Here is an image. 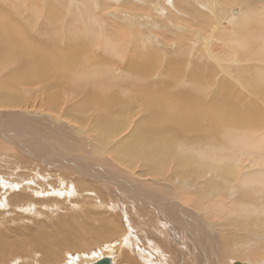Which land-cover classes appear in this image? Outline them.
Wrapping results in <instances>:
<instances>
[{
    "label": "rangeland",
    "instance_id": "rangeland-1",
    "mask_svg": "<svg viewBox=\"0 0 264 264\" xmlns=\"http://www.w3.org/2000/svg\"><path fill=\"white\" fill-rule=\"evenodd\" d=\"M63 1L0 0V22L10 23L15 29L13 30L14 36L24 38L25 34H28L29 40L25 39V41L27 43L30 42L29 44L34 43L32 40L40 39L44 42L46 39L52 45L49 49L53 50L55 48L56 54L58 52L61 55H65L68 49L65 50L63 48L67 47L68 40L75 39V49L72 53L80 58H83V55L89 56H84L80 64L88 68L92 64L94 65L93 67L99 66L97 67L98 70H103L105 75L101 76L102 81L108 78L111 84L108 98L114 96V94L124 95L121 98V101H124V105L117 107L104 106L99 102L95 103L93 97L90 95H88L87 99L83 98L84 95H81L80 91L86 88V84H81L80 87L74 84H67L68 86L61 84L60 88H57L56 84L59 78L63 81H68V72H66L67 74L65 72H55L54 76L56 78L50 76L48 81L44 83H34V85L19 83L16 87L12 86L13 88L11 87L10 89L7 86L5 91L1 90L0 85V114H15L16 112L31 114L33 112L32 116L24 117L18 115V127L24 133L21 136L25 137L20 142L28 141L24 142L27 146H37L38 151L35 152L39 153L30 155L27 152H22L16 149L15 146L10 145L8 140L0 138L2 140L0 141V155L6 158V162H11L15 165V170L18 173L31 174L36 172V174H33L36 177L43 175L38 180H45L46 192H49L51 189H62L61 185L63 183L60 182V177L63 178V181L67 182L70 188L73 185V189L67 193L68 199L53 196L54 194L46 195L45 197H49L52 200L56 199L50 203V205H53L57 201L55 203L56 206L54 205L50 208L41 207L38 211L40 215H32L23 210L21 213H11L1 216L4 225H0V235L3 240L12 245L14 242L12 243L11 240L13 241L14 237L18 238L19 235L27 237L30 241L34 239L39 240L41 238V231L47 232L46 234L49 233L48 235L53 234L52 236H57L56 242L65 238L60 249L55 243L46 247L49 248V253H46V248L35 250L29 246H26L25 254L23 255H10V252L6 253L5 255L8 256H6L4 264H68L71 260H74L75 264H89L91 261H96L98 258L107 256H112L113 264H201L199 262L201 261V257L197 239H195L198 235L205 255L216 256L217 262L214 260L212 264H231L230 262L234 260L246 264H264V241L260 238L262 235L264 236V184L251 185L252 188L250 190L242 189L234 192L233 188L230 189L228 187L229 181L223 183L218 180L222 187L221 192L219 195L217 194L218 192L212 193V195L217 194L213 196L209 194V197H211L207 202L201 198V195L206 193L196 191V189H203L206 184L210 188L209 192L214 185V187H217L218 184L215 183L213 175H216L218 165L223 164L226 167L227 164L225 163H229L226 157L230 156H232V160L236 158L238 162L235 163L233 160V163L229 164L232 167L233 173L231 180L235 182L232 184L234 187L239 188V181L241 182L243 176L257 175L255 168L259 165H252V162L255 163V158L259 157L257 149L255 152V148L253 149L251 145L252 148L250 146L249 148H243L252 149L254 152L247 149L245 151L243 149L240 150V148L236 147H226L225 149L219 143L217 144L215 139L212 141L207 139L210 135L209 131H211L207 125L205 127L202 126L203 128L198 127L197 123L192 120L189 123H193L191 124L193 130H190L191 132L182 130L183 127L176 126L174 122V125H172V132L174 134H168L170 139L166 135L167 130H164V128L160 130L161 125L159 123V127H156L155 131L159 128L158 132L161 133L157 136L160 140L156 135L152 134L153 137L151 135L150 139L144 142L149 143L148 146H150V149H146L148 155L144 157V160L137 159L140 156L133 158V154L131 157L128 156V159L126 157L122 158L125 156L124 152H121L122 157L119 151L114 152L124 143V140L126 143L130 140L129 136L133 135V132L135 133L134 135L138 134L139 131H136L138 129L135 127L139 120L143 116H146V113L143 114L145 106H143L140 97L131 92L132 85L139 87L143 81L142 79H136L139 75L147 77V82L156 81V84L153 86L155 89L150 90L153 97L159 95L162 99L167 94L168 100L172 94L177 97H180L181 94L180 98L184 95L187 98L194 95L196 97V105L199 108L202 106V109L211 112L213 111L212 107H214L215 112L217 111L218 114L224 111L225 117L223 119L231 116L230 118L237 120L245 117L244 121L247 123L257 121V123H253L255 126L251 124V130L253 132L260 129L264 130V121L261 120V116L264 114V78H262L264 70L259 69L261 66H258L260 62L264 66V61L256 59L258 57L252 58L253 60H247L244 56L247 53L249 44H245L246 48H243L242 45L238 48L234 40L236 38L235 34L240 38H244L240 35L239 29L234 31V26H238L245 21L247 22L246 19L244 21L242 20L243 18L239 19L243 13L249 11L248 7L243 5L245 0H235L236 3H228L226 5L223 0H66L65 3ZM200 1L202 3L207 2L206 5L209 7L218 8H215L213 12H207L202 8L203 6L200 7L202 4L198 6ZM69 3L72 4L70 5ZM263 4V2L258 4L261 5L258 12H263L261 10L264 9ZM235 10L240 11L239 16L237 11L233 14ZM220 11L222 13H219ZM252 13L248 14L251 15ZM76 15L78 18H76ZM215 16L217 19H214ZM257 16L248 19L251 22V27L244 30L246 32L245 36L247 33L252 35H250L251 37L246 36L244 38L246 41L253 40L254 35L262 36L264 39V13H260ZM261 16H263L262 20L260 19ZM223 33L226 34L227 39ZM228 38H232L233 40L230 41ZM37 43L39 44V42ZM63 50H65L64 53ZM1 66L0 81L7 80L13 76V73L22 72L24 69L23 63L20 60ZM126 71L132 77L135 75V78L132 79L129 75H126ZM9 75L10 77H8ZM122 79L126 80V86ZM129 86L130 89H128ZM146 86L151 88L150 84ZM9 99L10 101L15 100L18 102L17 107L5 101ZM50 100L52 103L49 102ZM174 100H177L176 103L180 100V105L187 109V111L190 110L183 105L181 99L178 100L177 98ZM202 109L201 111L204 112ZM98 110L102 112L100 111V113ZM249 111L251 116L248 115ZM34 112L41 115H51L56 117L57 120L62 119L66 124L71 123L69 125L74 127L78 133V137L80 136V141L73 143V139L70 138L71 135L68 136L69 134L66 130L61 131L59 126L55 127V124H52L51 127L53 128H51V124L47 120L45 123L40 122V119L33 120ZM211 113L213 114L214 112ZM256 113L258 116H255L257 115ZM205 114L208 116L207 113ZM155 120H157V116L144 122H155ZM0 121V124L4 125L6 129L10 128V120H7V117L2 116V120ZM101 122H106L109 128V125H111V128H119L118 131L120 133L116 137H109L108 140L105 139L104 131L105 133L107 132L106 129H103L105 125L101 126ZM256 127L258 130L255 129ZM215 129L219 136L221 134L219 131L222 130V127L216 126ZM108 131H112V129H108ZM244 131L250 132L248 133L249 135L253 134L252 131L246 128ZM148 133L150 134L151 132L149 131ZM119 136L120 138H117ZM52 139L55 140L52 141ZM151 139L168 143L167 147L169 148L166 151L168 155H165L164 151L161 153V148L152 145L155 141ZM14 140L19 141V138L14 137ZM56 140L57 142H55ZM262 140H264V137ZM132 141L131 143L134 144V138ZM53 143L61 147V149H65L64 151L67 150L72 155L79 156H76V158H79L76 166L80 169V175H76V170L72 166L74 163L71 164L73 160L67 157L68 154L63 153L66 158L54 156L55 158L52 161L42 159L47 158L49 156L47 154H51V151L49 152L42 147L51 146ZM188 146L190 151L188 150ZM75 147H78V151L74 149ZM182 147L183 151L180 149ZM193 148H200V150ZM151 152H157L159 157L156 156L154 159H148ZM181 152L185 155H188V153L193 155L190 159L196 166V170L187 167L188 164L186 167L176 164L174 154L178 155ZM194 153L197 154L194 155ZM252 153L256 155L253 156ZM245 154L247 157L244 156ZM239 163L242 164L239 165ZM25 166H30V168L25 169ZM5 170L7 171L6 168ZM1 171H4V169L0 167ZM6 171L0 174L2 176L8 175ZM191 172L194 173L192 174ZM52 174H56L54 178L51 176ZM11 178L16 181L27 180L18 175H13ZM238 178H240L239 181ZM115 181L122 182V185ZM75 185H77V188ZM154 186H158L159 190ZM41 189L43 190L44 188ZM129 192L131 193L130 195ZM42 196H35V198L41 199ZM79 198L80 200L76 202ZM24 199L31 202L26 198ZM164 199H167V202ZM168 199L172 200L168 201ZM173 199L175 200L173 201ZM242 199L255 203L253 204L255 205L254 211H257L255 215L247 216L248 219H251V223L249 222L246 225L244 224L247 218L242 223L240 220H237L240 216L236 215V212L233 211V203ZM216 203L218 205L223 203V205L216 208ZM57 204H61V206H57ZM246 204L248 207V203ZM170 209L175 212L174 216L167 214ZM189 217L192 219H189ZM64 218H67V220H64ZM68 218L72 220L69 221ZM185 220L190 225H184ZM58 222L61 223V228H66L64 231L55 228ZM73 222L78 223L80 231L84 229L83 234H85V230L87 231V229L88 231L94 229L91 231L92 234L86 235V241L80 238V233L73 230L75 226ZM60 230L64 233L59 234ZM254 230H256L255 233ZM112 231L114 232L112 233ZM225 233H231V237L235 234V237L230 239L231 242H229L226 251L223 250L226 243L221 238V235ZM60 235L64 236L61 237ZM257 236L260 239H256ZM126 237L130 241L128 247H126L127 243H123V238L126 239ZM239 238H247L250 240V243L253 241L254 243H258L252 248L253 250L248 251L249 254L245 251L246 249L242 248L236 251L237 249L234 250L232 245H234L233 241L237 243V239ZM247 239H245V243H249ZM3 240H0V242ZM89 240L91 243H89ZM85 243L88 244L85 245ZM66 244L71 249L76 247L79 250L74 249L70 251L66 248ZM236 245H234L235 248ZM105 246L108 248L106 249ZM90 254L97 256L94 255L93 260L85 262L82 256ZM214 256H210V260L215 258Z\"/></svg>",
    "mask_w": 264,
    "mask_h": 264
},
{
    "label": "bare ground",
    "instance_id": "bare-ground-1",
    "mask_svg": "<svg viewBox=\"0 0 264 264\" xmlns=\"http://www.w3.org/2000/svg\"><path fill=\"white\" fill-rule=\"evenodd\" d=\"M204 1V0H203ZM238 1V0H237ZM64 3L66 2V0L63 1ZM196 2H199V1H196ZM195 2V3H196ZM223 2L226 4L228 3H236L235 0H223ZM260 2H263L264 3V0H245L244 4L246 7H248L249 11H247L246 13H243L242 17H241V13H240V17L239 19H242L244 21V19L247 20V22L245 23H242V24H239L238 26H234V31H236L237 29L240 30V35H242V37H246V36H250L252 34H248L245 36V31L244 30H247V28L251 27L250 24L251 22H249L248 19H252L253 17H258L257 15L260 14V13H264V9H261L263 12H258L260 11V7L261 5H258ZM68 3V2H67ZM70 4V3H69ZM72 4V3H71ZM70 4V5H71ZM197 4V3H196ZM202 4V5H201ZM207 2H201L198 3V6L202 7L205 11L207 12H213V10L218 7H213V6H208L206 5ZM80 5V4H79ZM219 5V4H217ZM68 7V5H66ZM264 6V4H263ZM74 7V6H73ZM72 7V8H73ZM222 7V6H221ZM230 7V6H229ZM201 8V9H202ZM257 8V9H256ZM70 9V8H69ZM68 9V10H69ZM75 9V8H74ZM238 9V8H237ZM245 9V8H244ZM221 10V9H220ZM227 10V9H226ZM233 10V9H232ZM77 11V9H76ZM216 11V10H215ZM237 10H235V13H236ZM245 11V10H243ZM78 12V11H77ZM239 12L240 11H237L238 13V16H239ZM250 12H253L251 15L248 14ZM215 13V12H214ZM218 13V12H217ZM219 13H222L221 11ZM74 14V13H73ZM76 14V13H75ZM1 15V13H0ZM78 15V14H77ZM76 15V18H78V16ZM215 15V14H214ZM71 16V14H70ZM219 16V15H218ZM216 18V16L214 17V19ZM263 16H261V20H262ZM217 19V18H216ZM259 19V18H258ZM77 21V20H76ZM215 21V20H214ZM156 23V22H155ZM240 23V22H239ZM233 24V22H232ZM7 22H0V66L3 65V64H7V63H15L17 62V60H20L22 63H23V66H24V69L22 70V72H18V73H13L12 77L7 79V80H1L0 81V85H1V90H6L7 86L8 88L10 89L12 86L16 87V85H18L19 83H25V84H28V85H34V83H44L46 81H48V79L50 78V76H53V78H56L54 76V74H56L55 72L57 73H66L68 72L69 74V77H68V81L66 80H61L59 78V80L57 81V88H60L61 84H64L67 85V84H74V85H78L80 87L81 84H86V88L83 90V91H80L81 95L83 94L85 99H87L88 95L92 96L93 99H94V102H99L101 103L102 105L104 106H110V107H117V106H122L124 105V101H121L123 98V96H121L120 94H114V96L108 98L109 96V92L111 91V84L109 83L108 81V78L105 79L104 81H102V77L101 76H105L104 75V71L102 70H98L97 67L99 66H96V67H93L94 65L92 64V66L90 65V67H85L83 66L82 64H80V61L84 59V56H87L89 57L88 55H83V58H80V57H76L72 51L75 49V45H74V41L75 39L73 40H68V43H67V47L66 48H63V49H68L66 50V54L65 55H61L57 52V55L56 54V51L55 48H53V50L49 49L52 45L49 44V42L45 39V41H41L40 39H36V40H32L34 41L33 44H29L30 42H26L25 39L29 40V36L28 34H25L26 36L24 38H20V37H17V36H14L13 34V30H15L13 28V26ZM263 26H264V22H263ZM102 30V28H100ZM253 31V30H252ZM101 32V31H100ZM252 33V32H250ZM255 33V32H254ZM19 34V33H18ZM225 33H223L224 35ZM234 35V34H233ZM238 35V34H237ZM226 36V34H225ZM236 38H234L235 40V43L237 44V47L239 48L241 45L243 48H246V45L245 44H249V48L247 50V53L246 55L244 56L247 60L248 59H252V58H256L258 60H263L264 61V51H263V48H264V39L262 36H253V40L250 39V41H246L244 38H240L239 36H236V34L234 35ZM51 37V36H50ZM239 37V38H237ZM247 37V38H248ZM251 37V36H250ZM74 38V37H73ZM108 38V37H107ZM50 39V38H49ZM48 39V40H49ZM226 39H227V36H226ZM231 40H233L232 38H228ZM43 40V39H42ZM39 42V44L37 42ZM53 42V41H52ZM37 43V44H35ZM82 47V46H81ZM80 47V48H81ZM226 48V47H225ZM62 49V48H60ZM63 50V53L64 51ZM62 51V50H61ZM233 51H235L233 49ZM74 52V51H73ZM236 53V51H235ZM71 55V56H70ZM230 56V55H229ZM239 56V55H238ZM210 57V56H209ZM237 58V56H235ZM212 58V57H211ZM240 58V57H239ZM216 60V59H215ZM253 60V59H252ZM251 60V61H252ZM87 61V60H86ZM91 61V60H90ZM105 61V60H104ZM213 61V59H212ZM250 61V62H251ZM96 62V61H95ZM219 62H222V61H219ZM225 62V61H224ZM229 62V61H228ZM260 62V61H259ZM89 63V61H88ZM100 63V62H99ZM217 63V61H216ZM215 63V64H216ZM248 63V62H247ZM253 63V61H252ZM261 63V62H260ZM258 63V66H261L259 69L261 70H264V66L263 64L261 63ZM12 65V64H11ZM96 65V63H95ZM98 65V64H97ZM103 65V64H102ZM234 65V64H233ZM252 65V64H251ZM254 65V64H253ZM256 65V64H255ZM15 66V64H14ZM129 66V65H128ZM240 66V65H238ZM242 66V65H241ZM2 67V66H1ZM11 67V66H10ZM246 69V68H245ZM3 70V69H2ZM192 70V69H191ZM1 71V70H0ZM213 71V70H212ZM246 71V70H244ZM243 72V71H242ZM260 73H263L262 71H259ZM145 73V72H144ZM148 73V72H147ZM213 73V72H212ZM67 74V73H66ZM126 75H129V73L126 71ZM195 75V74H194ZM135 76V75H134ZM132 77L129 75L130 78L134 79L135 77ZM10 77V75L8 76ZM128 77V76H127ZM221 77V76H220ZM262 78H264V76H262ZM128 79V78H126ZM136 79H142L143 81L141 82V85H139V87H136L134 85H132V90L131 92L133 94H136L140 97V100L143 102V106L144 107V113H146V116H143L139 122L137 123L136 127L138 130L136 131H139L138 134L134 135L135 133L133 132V135L131 134L129 136V139L132 141L133 138L135 140V143H131L130 140H128V142L126 143V141L124 140V143L121 144V146L119 148H117L116 151L114 152H117L119 151V153L121 154V152H124L125 153V156L122 157V154L120 155L122 158H127L128 156H132L133 154V158H137L138 156H140V158H137V159H143L144 160V157H146L148 155V153H146V149L149 148L150 146H148L149 143H144L145 141H148L150 139V136L152 134L154 135H160L161 132H158V129L157 128V131H155L156 127H159V123L161 125V128H164V130H167L166 132V135L167 137L169 138L170 136H168V134H174L172 131V125H174V122H175V125L177 126H181L183 127L182 130H186V131H189L191 132L190 130H192V125L193 123L189 124L192 120H194V122L197 123L198 127H205L206 125L209 127V129L211 131L210 132V135L207 137L208 140L212 141L213 139H215V141L217 142V144L219 143V145L223 146L225 149L226 147H236V148H240L243 149L244 151L247 149L248 151H253L252 149H248L249 146L251 145L253 147V149L255 150L256 152V149L258 150L257 153L259 155V157L257 156L255 159V163H253L252 161V165L253 166H256V164H258L259 166H256L255 168V172H257L256 174L257 175H254V176H243V179L241 180V182L239 181L240 178H238V181H239V185L240 186L239 188H236L234 187V185L232 184L234 182V180H231L232 178V167L229 163H233V160H232V156L230 157H226L227 161H229V163H225L226 160H225V165L221 164V165H218L217 166V173L216 175H213V178L215 179V183H217V187H214L212 188V190L209 192V189L208 186L204 185L203 189H196V191L198 192H205L206 194H203L201 195V198L204 199L206 202L208 200H210V197H209V194L212 195V193H217L218 195L220 194L221 192V185L220 183L218 182V180L220 182H228V187L230 189L233 188L234 192H237L238 190H242V189H251V185H259V184H264V166H262L264 164V151H261V150H264V140H262V138L264 137V130L263 129H260L258 130V128L256 127L255 129L258 130L256 132H253L251 130V124L254 125L255 123H257V121L253 122L250 121L249 123H247L246 121H244L245 117L241 120H237V119H233V118H230L227 116V119H223L225 117V113L223 112H219V114L217 113V111L215 112V108L214 107H210V109H212L213 111L211 112H214L213 114L211 112H207L206 110L202 109L200 106V108L204 111L202 112L201 109L196 105V97L193 95V96H189V98H187L185 95L181 97V94H180V97H177L176 95L172 94V96H169V99L167 100V94L166 96L164 95L162 97V99L160 98L159 95L153 97L151 96V91L150 90H154L155 88L153 87L156 83V81L154 82H147V77H143V76H137ZM124 81V84L126 82L125 79H122ZM91 81V82H90ZM192 81V80H191ZM140 82V81H139ZM194 82V81H193ZM221 82V81H220ZM262 83V82H261ZM147 84H150L151 88H148L146 85ZM172 84V83H171ZM194 84V83H193ZM251 84V83H250ZM260 84V83H259ZM89 85H91V87H89ZM189 85V84H188ZM225 85V84H224ZM68 86V85H67ZM126 86V84H125ZM192 86V85H191ZM257 86V84H256ZM194 87V86H193ZM224 87V86H223ZM251 87V86H250ZM249 87V88H250ZM259 87V86H257ZM13 88V87H12ZM63 88V86H62ZM68 88V87H67ZM127 88V87H125ZM165 88V87H164ZM198 88V87H197ZM201 88V87H200ZM252 88H253V85H252ZM263 88V87H262ZM15 89V88H14ZM130 89V86L129 88ZM149 89V90H148ZM195 90V87L193 88ZM254 90V89H253ZM257 90V89H256ZM224 91V90H223ZM222 91V92H223ZM226 91V90H225ZM198 92V91H197ZM229 92V91H227ZM7 93V92H5ZM170 93V92H169ZM216 93V92H215ZM246 93V91H245ZM249 93V92H248ZM157 94V93H156ZM192 94V93H191ZM218 94V93H216ZM55 95V94H54ZM170 95V94H169ZM4 96V95H3ZM9 96V95H8ZM51 96V95H50ZM53 97V96H52ZM246 97V96H245ZM252 97V96H251ZM55 98V97H53ZM181 99V101L183 102V105L186 106L188 109H190L189 111H187V109L183 108L181 105H180V100L178 103H176L177 100H174V99ZM6 99V98H5ZM125 99V98H124ZM238 99V98H237ZM54 100V99H53ZM174 100V102H173ZM5 101H8V103L10 105H14L15 107H17V103L15 100H12L10 101L9 100H5ZM55 101V100H54ZM1 102V101H0ZM51 102V100L49 101ZM259 102V101H258ZM52 103V102H51ZM198 103V102H197ZM229 104V103H228ZM1 105V104H0ZM214 105V104H213ZM245 105V104H244ZM148 108H151V109H148ZM143 109V107H142ZM222 109V108H221ZM251 109V108H250ZM151 110V111H150ZM217 110V109H216ZM220 110V108H219ZM223 110V109H222ZM221 110V111H222ZM6 111V110H5ZM14 111V110H13ZM76 111V110H75ZM99 111V110H98ZM101 111V110H100ZM99 111V112H100ZM106 111V110H105ZM110 111V110H108ZM252 111V110H251ZM102 112V111H101ZM100 112V113H101ZM111 112V111H110ZM109 112V113H110ZM131 112V111H130ZM11 113V112H10ZM27 113V112H26ZM26 113H23V112H16L15 114H9V113H3V114H0V120H2V116L4 117H7V120H10L9 121V124H10V128H7L4 126H2L0 124V138L3 139V140H8L10 143V145L12 146H15L16 149L22 151V152H27L29 153L30 155L36 153V154H39L35 151H38V149L36 148L37 146H27L24 142H28V141H24V142H20V140H23V136L21 135H24V133H22L20 130H19V127H18V119H19V116L18 115H21V116H30L31 114H26ZM207 113L208 116L205 114ZM98 114V112H97ZM124 114V113H123ZM149 114H150V117H149ZM205 114V115H204ZM257 114V113H256ZM262 114V113H261ZM218 117H217V116ZM223 117H222V116ZM228 115V114H227ZM249 116L250 115V111H249ZM17 116V117H16ZM32 116V115H31ZM110 116V115H109ZM112 116V114H111ZM110 116V117H111ZM122 116V115H121ZM124 116V115H123ZM157 116V120H155V122H144L146 120H150L151 118L154 119V117ZM242 116V115H241ZM245 116V115H244ZM255 116H258L255 115ZM264 116V114H263ZM263 116H261V120L264 121V118ZM34 119L33 120H38L40 119V122H46V120L51 124L50 127L52 126V124H55V127H58L60 128L61 131H67V133L69 134L68 136L71 135V139H73V143L76 142V141H80V136L78 137V133L75 131L74 127L70 126L69 124H66L64 121L61 120H57L56 117H53L51 115H41L40 113L37 114V112L35 113L34 112ZM128 117V116H127ZM144 117H147V118H144ZM160 117V118H159ZM37 118V119H35ZM53 118V119H52ZM56 118V119H54ZM219 118V119H217ZM256 118V117H255ZM60 119V118H59ZM99 119V118H98ZM113 119V118H111ZM156 119V118H155ZM28 121H30L29 119H27ZM83 120V119H82ZM97 120V118H96ZM101 120V119H100ZM107 120V119H106ZM220 120V121H219ZM247 120V118H246ZM98 121V120H97ZM1 122V121H0ZM96 122V121H94ZM108 122V121H106ZM106 122H101V126H104L105 127L103 128L104 130L106 129V132L104 131V134L106 137H104L105 139H109V137H116V135H118L120 132L118 131L119 128H111V125L110 128L108 127V124ZM33 123V122H32ZM47 123V124H49ZM8 124V123H7ZM39 124V123H37ZM116 124H119V123H116ZM262 124V123H260ZM259 124V125H260ZM74 125V124H73ZM54 126V125H53ZM216 126H220L222 127V130L219 131L221 132V134L218 136V132L216 131L215 127ZM255 126V125H254ZM258 126V124H257ZM197 127V128H198ZM202 127V128H203ZM43 128V127H41ZM47 128V127H46ZM53 128V127H51ZM102 128V127H101ZM145 128V129H144ZM149 128V129H148ZM176 128V127H174ZM178 128V127H177ZM248 129L250 131L253 132V134H248L250 132H246L244 131V129ZM262 128V127H261ZM96 129V128H95ZM108 129H112V131H108ZM151 132L150 134L148 133L149 131ZM171 129V131H170ZM196 129V128H195ZM254 129V131H255ZM122 130V129H121ZM205 130V129H204ZM54 131V130H53ZM59 131V130H58ZM81 131V130H79ZM155 131V132H154ZM193 131V130H192ZM196 131V130H195ZM202 131V130H201ZM208 131V130H207ZM57 132V131H56ZM84 132V131H83ZM122 132V131H121ZM251 132V133H252ZM58 133V132H57ZM140 133V134H139ZM55 134V133H54ZM53 134V135H54ZM61 134V133H60ZM149 134V135H148ZM165 134V133H164ZM52 135V134H51ZM56 135V134H55ZM18 137L19 138V141H16L14 140V137ZM64 136H66L64 134ZM133 138H132V137ZM138 140H137V138ZM162 136V135H161ZM165 136V135H164ZM163 136V137H164ZM52 137V136H51ZM56 137V136H55ZM127 137V136H126ZM153 137V135H152ZM151 137V138H152ZM158 137V136H157ZM162 137V138H163ZM65 138V137H63ZM68 138V137H67ZM117 138H120L117 137ZM159 138V137H158ZM165 138V137H164ZM172 138V137H171ZM123 139V138H122ZM125 139V138H124ZM128 139V138H127ZM170 139V138H169ZM261 139V140H259ZM55 139H52V141H54ZM58 140V139H57ZM57 140L55 142H57ZM84 140V139H83ZM114 140V139H113ZM153 141H155L152 145H155L157 146L158 148H161V153L164 151L165 155H168L167 154V149L169 147H167V144L166 142H160V141H156V139H151ZM160 140V138H159ZM191 140V139H190ZM2 141V140H0ZM59 141V140H58ZM88 141V140H86ZM111 141V140H110ZM164 141V140H163ZM176 141V140H175ZM30 142V141H29ZM122 142V141H120ZM134 142V141H132ZM157 142L161 143V144H158ZM209 142V141H208ZM7 143V144H8ZM70 143V142H68ZM109 143V142H108ZM181 143V142H180ZM29 144V143H27ZM81 144V143H80ZM83 144V143H82ZM90 144V143H89ZM88 144V146H89ZM105 144V143H104ZM182 144V143H181ZM212 144V143H210ZM9 145V146H10ZM38 145V144H37ZM73 145V144H72ZM76 145V144H75ZM216 145V144H215ZM8 146V147H9ZM53 146V147H51ZM48 145L47 147H42L43 149L45 150H48L49 152L51 151V154H47L49 155L47 158H42L46 161H52L53 158H55L54 156H58V157H64L66 158V156L64 154H68L67 157L68 158H71L73 161L71 164L74 163L73 166V169L76 170V175L79 174L80 175V169H78V166L76 162H79V158H76V156L78 155H72L70 153V151H64L63 149H61V147L57 146L56 144L53 143V145ZM69 146V144H68ZM77 146V145H76ZM92 146V145H91ZM183 146V145H182ZM186 146V145H185ZM184 146V148H185ZM250 146V148H252ZM70 147L72 148V146L70 145ZM74 147V146H73ZM203 147V146H202ZM205 147V146H204ZM243 147H248L246 149H244ZM35 148V149H34ZM78 147H75L74 149L76 151H78L77 149ZM88 148V147H86ZM155 148V147H154ZM70 150V148H68ZM73 149V148H72ZM103 149V148H102ZM135 149V151H134ZM150 149V148H149ZM181 150L183 149L180 148ZM179 149V150H180ZM193 149H196V148H193ZM88 150V149H87ZM141 150V151H140ZM153 151V149H151ZM158 150V149H157ZM173 150V149H172ZM184 150H187V149H184ZM188 150H189V146H188ZM196 150H200L199 149H196ZM208 150V149H207ZM260 150V151H259ZM89 151V150H88ZM174 151V150H173ZM183 151V150H182ZM190 151V150H189ZM213 151V150H212ZM246 151V152H248ZM8 152V151H6ZM13 152V151H11ZM33 152V153H32ZM47 152V151H46ZM159 152V151H158ZM178 152V151H177ZM208 152V151H206ZM233 153V151H231ZM245 152V153H246ZM254 152V151H253ZM64 153V154H63ZM77 153V152H76ZM80 153V152H79ZM95 153V152H94ZM109 153V152H108ZM187 153V152H186ZM199 154V152H197ZM196 153V154H197ZM249 153V152H248ZM25 154V153H24ZM81 154V153H80ZM85 154V153H84ZM116 154V153H115ZM174 154V153H173ZM194 153V155H196ZM202 154V153H200ZM239 154V153H238ZM240 154H242L240 152ZM250 154V153H249ZM253 154V153H252ZM6 155V153H5ZM27 155V154H26ZM163 155V154H162ZM183 155V156H182ZM232 155V154H231ZM256 155V154H255ZM253 154V156H255ZM87 156V155H85ZM156 156L159 157L158 153L157 152H151L149 153V156H148V159L152 158L154 159ZM175 156V161H176V164H179L180 166H185L188 164L187 167H190L192 170H196V166L193 164V162L191 161V157L193 155L189 154L188 155H185V154H182L179 153L178 155L174 154ZM202 156V155H201ZM200 156V157H201ZM207 156V155H206ZM228 156V155H226ZM238 156H241V155H238ZM237 156V157H238ZM246 156V154L244 155ZM1 159H0V167L2 169L5 170V168L7 169V173L8 175H3V176L0 174V225H4L3 222V219L1 218V216L3 215H7V214H16V213H21V211L25 210L27 211L29 214H32V215H40V213L38 212L39 209L42 207V208H50L52 206L55 205V202L53 205L50 203L51 202H54V200L56 199H51L49 197H45L46 195H50V194H54L53 196H56V197H60V198H67V193L68 191L72 190L73 189V185L72 187L70 188L68 185H67V182L66 181H63V178H59L60 182L63 183L61 185L62 189L59 188V189H51L49 192H46V186H45V180L41 181V180H38L39 177L43 176V175H40V176H37L36 175H33V174H36L35 173H31V174H24L23 173H18L15 168L16 166L13 165L11 162L8 163L6 162V158H3L2 155H0ZM18 157V156H17ZM31 157V156H30ZM37 157V156H36ZM35 157V158H36ZM75 157V158H73ZM79 157V156H78ZM195 157V156H194ZM234 157V156H233ZM247 157V156H246ZM3 158V159H2ZM10 158V157H9ZM50 158V159H49ZM81 158V156H80ZM197 158V157H196ZM221 158V157H220ZM34 159V158H33ZM37 159V158H36ZM128 159V158H127ZM126 159V160H127ZM161 159V158H160ZM204 159V158H203ZM240 159V157H239ZM82 160V159H81ZM183 160V162H181ZM242 160V159H241ZM252 160V159H251ZM25 161V160H24ZM86 161V160H85ZM152 161V160H151ZM245 161V160H244ZM249 161V159H248ZM93 162V161H92ZM143 162V161H142ZM154 162V161H153ZM195 162V161H194ZM203 162V161H202ZM234 162L236 163L237 160L235 158ZM250 162V163H251ZM155 163V162H154ZM208 163V162H207ZM238 163V162H237ZM80 164V163H79ZM242 164V163H239V165ZM248 164V163H247ZM50 165H52V163H50ZM49 165V166H50ZM208 165V164H207ZM95 166V165H94ZM93 166V167H94ZM116 166V165H115ZM163 166V165H162ZM204 166V165H203ZM246 166V165H245ZM244 166V167H245ZM84 167V166H83ZM99 167V166H98ZM236 167V166H235ZM234 167V168H235ZM241 167V166H240ZM243 167V166H242ZM248 168V166H246ZM252 167V166H251ZM25 169H29L30 166H25L24 167ZM89 168V166H88ZM87 168V169H88ZM84 169V168H83ZM94 169V168H93ZM201 169H204V168H201ZM243 169V168H242ZM246 169V168H244ZM92 170V169H91ZM90 170V171H91ZM139 170V169H138ZM205 170V169H204ZM208 170H210L208 168ZM213 170V169H212ZM236 170H238L236 168ZM4 171H1L0 173H3ZM33 171V170H32ZM82 171V170H81ZM84 171V170H83ZM149 171V170H148ZM198 171H201V170H198ZM244 171V170H242ZM62 172V171H61ZM211 172V171H210ZM213 172V171H212ZM250 172V171H249ZM253 172V171H252ZM56 173V172H55ZM87 173V172H86ZM122 173V172H121ZM154 173H158V172H154ZM192 174L194 172H191ZM190 173V174H191ZM198 173V172H197ZM251 173V172H250ZM24 174V175H23ZM88 174V173H87ZM191 174V175H192ZM235 174V173H234ZM237 174V172H236ZM253 174V173H252ZM13 175H18L24 179H27L26 181H23V180H15L11 177H13ZM39 175V174H38ZM56 174H52L51 176L54 178ZM98 175V174H97ZM117 175V174H116ZM140 175V174H139ZM195 175V174H194ZM198 175V174H197ZM242 175V174H241ZM245 175V174H244ZM78 176V175H77ZM126 176V175H125ZM141 176V175H140ZM196 176V175H195ZM84 177V176H82ZM92 177V176H90ZM107 177V176H106ZM109 177V176H108ZM192 177V176H191ZM115 178V177H114ZM43 179V178H42ZM45 179V177H44ZM116 179V178H115ZM49 180V179H48ZM105 181V180H104ZM122 181V180H121ZM214 181V180H213ZM237 181V182H238ZM116 183H120L122 185V182L120 181H115ZM112 183V182H111ZM128 183V182H127ZM134 183V181H133ZM235 183V182H234ZM60 184V183H59ZM124 184V183H123ZM41 185V187H40ZM76 188H77V185H75ZM116 186V185H115ZM118 186V185H117ZM186 186V185H185ZM210 186V185H209ZM237 186V187H238ZM154 187H157L159 190V187L158 186H154ZM211 187V186H210ZM41 188H44L43 190ZM50 188V186H49ZM48 188V189H49ZM129 188V187H128ZM61 189V190H60ZM162 189V188H161ZM228 189V190H230ZM130 190V188H129ZM247 191V190H246ZM258 191V190H256ZM227 192V191H226ZM243 192V191H242ZM262 192V191H261ZM264 192V191H263ZM84 193V192H83ZM82 193V194H83ZM224 193V192H223ZM232 193V192H231ZM125 194V193H124ZM131 193L129 192V195ZM217 194H213V195H217ZM233 194V193H232ZM259 194V193H258ZM42 196L41 199H36L35 196L39 197V196ZM212 195V196H213ZM168 196V195H167ZM173 196V195H172ZM260 196V195H259ZM264 196V195H263ZM163 197V196H162ZM176 197V196H175ZM174 197V198H175ZM258 197V196H257ZM256 197V198H257ZM24 198H26L27 200L31 201V202H28L26 201ZM80 198H81V195H80ZM79 199L76 200V202H78ZM169 198V197H168ZM209 198V199H208ZM217 198V197H216ZM264 198V197H263ZM262 198V199H263ZM68 199V198H67ZM134 199V198H133ZM155 199V198H154ZM162 199V198H161ZM177 199V198H176ZM212 199V198H211ZM214 199V198H213ZM238 199V197H237ZM261 199V198H260ZM65 200V199H64ZM169 200H172V199H168ZM175 199H173L174 201ZM218 200V199H217ZM233 201V199H231ZM32 201H35V202H32ZM138 201H140V199H138ZM164 201L167 202V199H164ZM212 201V200H211ZM230 201V200H229ZM240 201V202H239ZM239 201H236L235 203H233V206H234V209L233 211L236 212V215H239L240 217L237 218V220H240V222L244 223V221H246V218H247V221L244 225H246L247 223H251V219L247 216H251V215H255L256 212L254 211V206L253 204L255 203H252L249 202V201H246V200H239ZM261 201V200H260ZM39 202V203H37ZM156 202V201H155ZM160 202V201H159ZM214 202V200H213ZM218 202V201H216ZM248 203V207H247V204ZM49 203V204H47ZM134 203V202H133ZM148 203V202H147ZM153 203V202H152ZM162 203V202H161ZM197 203H199L197 201ZM250 203V204H249ZM261 203V202H260ZM264 203V202H263ZM78 204V203H77ZM136 204V203H135ZM61 206V204H57V206ZM223 203L219 204L216 203V208H219L220 206L222 207ZM56 206V205H55ZM63 206V205H62ZM73 206V205H72ZM212 206H213V203H212ZM225 206V204H224ZM137 207V206H136ZM152 207V205H151ZM135 208V207H134ZM211 208V207H210ZM209 208V209H210ZM163 209V208H162ZM224 209V208H223ZM236 209V210H235ZM225 210V209H224ZM256 210V209H255ZM262 210V209H261ZM179 211V210H178ZM212 211V210H210ZM263 211V210H262ZM184 212V211H183ZM219 212V211H218ZM259 213V212H258ZM167 214H170L171 216H174L175 215V212L170 209L168 211ZM264 214V212H263ZM186 215V214H185ZM246 215V216H245ZM262 215V213H261ZM18 216V215H17ZM74 216V215H73ZM187 216V215H186ZM227 216V215H226ZM22 217V216H21ZM213 217V216H212ZM26 218V217H25ZM71 218H74V217H71ZM71 218H68L69 221L72 220ZM10 219V218H9ZM189 219H192L191 217H189ZM16 220V219H15ZM64 220H67V218ZM225 220V219H224ZM261 220V219H260ZM177 221V220H176ZM14 222V221H13ZM232 222V221H231ZM234 222V221H233ZM16 223V222H15ZM75 223V226H74V229L75 231H77L78 233H80V238L82 240H85L87 239L86 235L87 234H90L91 231L93 230H89L87 229V231L85 230V234H83V231H80V226L78 225V223L76 222H73ZM179 223V222H177ZM207 223V222H206ZM239 223V222H238ZM253 223V222H252ZM260 223V222H259ZM58 224L57 226H55V228L57 229H61V230H65L66 228H61V223L58 222L56 223ZM54 224V225H56ZM68 224V223H67ZM66 224V225H67ZM180 224V223H179ZM190 225L189 222H187V220H185L184 222V225ZM216 224V223H215ZM220 224V222H219ZM221 225V224H220ZM223 225V224H222ZM243 225V224H242ZM249 225V224H248ZM247 225V226H248ZM63 226V225H62ZM90 226V225H89ZM216 226V225H215ZM92 227V226H91ZM242 227H245V226H242ZM82 228H85V227H82ZM86 228H87V225H86ZM90 228V227H89ZM181 228V227H180ZM91 229V228H90ZM191 229V228H190ZM199 229V228H198ZM224 229V228H222ZM251 229V228H250ZM259 229V228H258ZM60 230V231H61ZM116 230V229H115ZM189 230V229H188ZM63 231H61L59 234H62L64 233ZM210 231V230H209ZM213 231V230H212ZM249 231V230H248ZM256 230H254V233H255ZM114 231H112L113 233ZM246 232V231H245ZM47 232H44V231H41L40 233V236L41 238L38 240V239H34L32 241L28 240L27 237L23 236V235H19L18 238L17 237H14L13 241L11 240V242L13 243L10 244L8 242H6L5 240L2 239V236L0 235V240H3L2 242H0V263L1 264H4L5 263V259H6V256L8 255H5L6 253H9L10 255H16V254H20V255H23L25 254V250H26V246H29L31 248H34L35 250H43L45 249L46 247H49L50 245L52 244H56V246H59V249L61 248V245H63V240H65V238H62L61 241L59 242H56V238L57 236H52V235H48L46 234ZM197 233V232H196ZM251 233V232H250ZM51 234V233H50ZM92 234V233H91ZM210 234V233H209ZM233 234V233H232ZM105 235V233H104ZM197 235V234H196ZM250 235V234H249ZM248 235V236H249ZM257 235V234H256ZM61 237L64 236V235H60ZM68 236V235H67ZM103 236V235H102ZM199 236V235H198ZM196 237L195 239H197V244H198V250H199V254H200V259L201 261H199L201 264H212L214 262V260L216 261V256L214 255H210V256H214L215 258H212L210 260V256L208 255H205V252H204V249L202 248V244H201V241L199 240V237ZM254 236V235H253ZM104 237V236H103ZM130 237V236H129ZM213 237V236H212ZM233 237H235V234L231 237V233H225V234H222L221 235V238H223V242L226 243L225 244V249H223L224 251H226L228 249V244L230 241V239ZM243 237V236H242ZM85 238V239H83ZM98 238V237H97ZM106 238V237H105ZM248 238V237H247ZM247 238H239L237 239V243L235 241H233L234 245H236V248L234 247V245H232L233 249H237L236 251H238V249L242 248V249H246L245 251H250L256 243L251 242L250 243V240L247 239ZM261 239H263L262 241H264V236L262 235V237H260ZM258 236L256 237V239H260ZM107 239V238H106ZM124 239V244L127 243L126 247H128V244L130 241H128L127 237L126 239ZM245 239L248 240L249 243H245ZM8 240V239H7ZM77 240V239H76ZM80 240V239H79ZM98 240V239H97ZM235 240V239H234ZM58 241V240H57ZM71 241V240H70ZM73 241V240H72ZM100 241V239H99ZM252 241V240H251ZM63 242V243H62ZM67 242V241H66ZM81 242H84V241H81ZM93 242V240H92ZM6 243V245H5ZM77 243H78V240H77ZM89 243H91V241L89 240ZM95 243V242H94ZM75 244V243H74ZM73 244V245H74ZM88 244V243H85V245ZM110 244V243H109ZM123 244V245H124ZM231 244V243H230ZM80 245V243H79ZM91 245V244H90ZM191 245V244H190ZM67 246V244L65 245ZM63 247V246H62ZM80 247V246H79ZM87 247V246H86ZM231 247V248H232ZM257 247V245H256ZM66 248H68L70 251H73L74 249H78L76 247H73L72 249L70 248V246H67ZM105 248L107 249L108 247L105 246ZM104 248V249H105ZM131 248V247H130ZM49 248H46V253L50 250H48ZM67 249V251H68ZM129 249V248H128ZM62 250V249H61ZM79 250V249H78ZM84 250V249H83ZM230 250V249H229ZM232 250V249H231ZM243 250V251H244ZM253 250V249H252ZM110 251V250H109ZM211 251V250H210ZM217 251V250H216ZM219 251V250H218ZM242 251V252H243ZM214 252V251H213ZM253 252V251H252ZM259 252V251H258ZM49 253V252H48ZM236 254V252H234ZM257 253V251H256ZM4 254V255H3ZM132 254V253H131ZM139 254V253H138ZM224 254V253H223ZM232 254V252H231ZM249 254V253H248ZM251 254V253H250ZM95 255V254H94ZM94 255L90 254V255H86V256H82V258H84L83 260L86 262V261H89V260H93L94 259ZM240 255V254H239ZM254 255H257V254H254ZM45 256H48V255H45ZM97 256V255H95ZM238 256V255H237ZM241 256V255H240ZM70 257V256H69ZM109 257V256H107ZM112 257V256H111ZM152 257V256H151ZM131 258V257H130ZM81 259V258H80ZM99 259V258H98ZM150 259V258H149ZM64 260V259H63ZM113 260V259H112ZM206 260V262L204 263V261ZM219 261V260H218ZM7 262V261H6ZM95 261H91L89 264H92L94 263ZM132 262V261H131ZM217 262V261H216ZM48 263V262H47ZM84 263V262H83ZM231 264H235V263H239L237 262L236 260L234 261H231L230 262ZM68 264H75L74 263V260H71L70 263ZM150 264V263H149ZM240 264H245L244 262H240Z\"/></svg>",
    "mask_w": 264,
    "mask_h": 264
},
{
    "label": "water",
    "instance_id": "water-1",
    "mask_svg": "<svg viewBox=\"0 0 264 264\" xmlns=\"http://www.w3.org/2000/svg\"><path fill=\"white\" fill-rule=\"evenodd\" d=\"M233 14H235V11H233ZM92 264H113V261L111 257H101ZM235 264H240V263H235Z\"/></svg>",
    "mask_w": 264,
    "mask_h": 264
}]
</instances>
